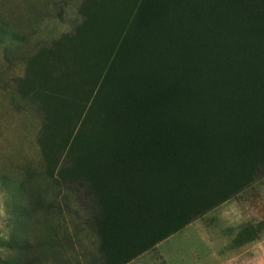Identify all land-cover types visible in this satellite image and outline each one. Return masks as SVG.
I'll return each mask as SVG.
<instances>
[{"label":"trees","instance_id":"16d2710c","mask_svg":"<svg viewBox=\"0 0 264 264\" xmlns=\"http://www.w3.org/2000/svg\"><path fill=\"white\" fill-rule=\"evenodd\" d=\"M75 17L15 91L99 264H129L264 174V0H76Z\"/></svg>","mask_w":264,"mask_h":264},{"label":"rangeland","instance_id":"374dc122","mask_svg":"<svg viewBox=\"0 0 264 264\" xmlns=\"http://www.w3.org/2000/svg\"><path fill=\"white\" fill-rule=\"evenodd\" d=\"M75 8L76 0H0V39L7 40L0 43V264H99L89 217L46 177L36 142L40 118L15 91L25 59L73 26ZM13 33L26 42L9 44ZM246 227L259 239L240 245ZM25 241L24 251L14 246ZM132 264H264V174Z\"/></svg>","mask_w":264,"mask_h":264},{"label":"crops","instance_id":"0c3cea01","mask_svg":"<svg viewBox=\"0 0 264 264\" xmlns=\"http://www.w3.org/2000/svg\"><path fill=\"white\" fill-rule=\"evenodd\" d=\"M132 263H133V261L131 263H129V264H132Z\"/></svg>","mask_w":264,"mask_h":264}]
</instances>
